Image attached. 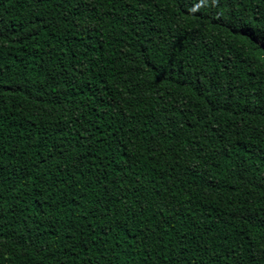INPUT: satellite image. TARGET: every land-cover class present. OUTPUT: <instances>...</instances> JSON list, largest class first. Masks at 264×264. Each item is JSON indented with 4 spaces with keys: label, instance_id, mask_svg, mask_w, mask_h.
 I'll list each match as a JSON object with an SVG mask.
<instances>
[{
    "label": "trees",
    "instance_id": "obj_1",
    "mask_svg": "<svg viewBox=\"0 0 264 264\" xmlns=\"http://www.w3.org/2000/svg\"><path fill=\"white\" fill-rule=\"evenodd\" d=\"M0 264H264V0H0Z\"/></svg>",
    "mask_w": 264,
    "mask_h": 264
}]
</instances>
